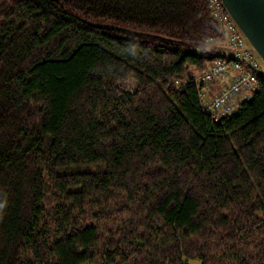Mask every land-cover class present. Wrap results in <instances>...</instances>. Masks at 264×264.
I'll return each instance as SVG.
<instances>
[{"label":"trees","instance_id":"16d2710c","mask_svg":"<svg viewBox=\"0 0 264 264\" xmlns=\"http://www.w3.org/2000/svg\"><path fill=\"white\" fill-rule=\"evenodd\" d=\"M219 34L207 0H0V264H264V72L203 112Z\"/></svg>","mask_w":264,"mask_h":264},{"label":"built area","instance_id":"2783aa9c","mask_svg":"<svg viewBox=\"0 0 264 264\" xmlns=\"http://www.w3.org/2000/svg\"><path fill=\"white\" fill-rule=\"evenodd\" d=\"M211 17L220 34L208 41L225 47L203 72L196 75L198 99L203 112L213 119L234 113L239 105L248 101L254 91L261 65L247 49L219 0H207Z\"/></svg>","mask_w":264,"mask_h":264},{"label":"water","instance_id":"95a60500","mask_svg":"<svg viewBox=\"0 0 264 264\" xmlns=\"http://www.w3.org/2000/svg\"><path fill=\"white\" fill-rule=\"evenodd\" d=\"M249 49L264 65V0H219ZM116 28L113 25H101Z\"/></svg>","mask_w":264,"mask_h":264},{"label":"rangeland","instance_id":"374dc122","mask_svg":"<svg viewBox=\"0 0 264 264\" xmlns=\"http://www.w3.org/2000/svg\"><path fill=\"white\" fill-rule=\"evenodd\" d=\"M261 65V71L264 72V65L262 63H260Z\"/></svg>","mask_w":264,"mask_h":264}]
</instances>
